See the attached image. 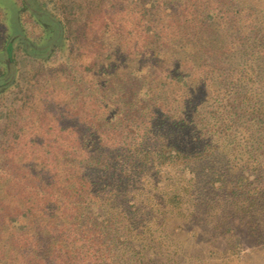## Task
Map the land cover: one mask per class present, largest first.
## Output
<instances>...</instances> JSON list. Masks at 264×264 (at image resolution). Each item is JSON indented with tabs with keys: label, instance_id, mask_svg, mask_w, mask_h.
I'll return each mask as SVG.
<instances>
[{
	"label": "rangeland",
	"instance_id": "1",
	"mask_svg": "<svg viewBox=\"0 0 264 264\" xmlns=\"http://www.w3.org/2000/svg\"><path fill=\"white\" fill-rule=\"evenodd\" d=\"M220 1L0 0V216L1 206L25 193L18 175L25 173L20 163L32 151L31 141L75 147L74 131L54 130L55 115H69L70 107H81L95 93L85 82L97 77L91 68H101L105 81L108 73L117 78L124 70L123 96L112 99L111 89L100 90L98 100L102 108L114 103L112 130L105 135L112 146L102 159L110 180L117 179L116 191L131 201L105 230L90 218L79 222L76 246H70L77 261L71 264H264V177L237 170L255 157L264 168V59L239 56L245 39L252 43L264 29V0ZM194 15L224 18L209 26L208 17L198 29L207 37L199 59L218 68L196 128L181 132V73L186 81L196 80L193 88L206 82L198 65L196 70L181 55L182 46L195 39L186 24ZM93 45L100 46L95 54ZM230 47L239 51L231 59L222 54ZM149 86L151 94L142 95ZM132 99L141 106L130 108ZM74 157L71 149L64 154L68 164ZM222 177L224 182L214 183ZM102 211L110 213L107 207ZM11 215L18 219L21 213ZM32 220H0V251L18 249ZM91 238L94 243L86 242ZM66 256L67 249L55 250V264H66Z\"/></svg>",
	"mask_w": 264,
	"mask_h": 264
},
{
	"label": "trees",
	"instance_id": "2",
	"mask_svg": "<svg viewBox=\"0 0 264 264\" xmlns=\"http://www.w3.org/2000/svg\"><path fill=\"white\" fill-rule=\"evenodd\" d=\"M218 1L219 3L221 2L220 0ZM235 13L236 12H232L231 16L233 14L235 15ZM234 15L232 17H234ZM236 15L238 14L236 13ZM212 16L213 15H208L204 18L203 16L198 17L194 15L193 20H191V17L186 20L188 29L192 27V30L195 31H191L192 36L190 37L195 39L191 40V45L190 43H185L182 46L181 55L184 57V60L187 59L188 61L194 62L196 70L198 65L199 73L200 75L203 73L206 82L204 83L205 86L201 85L193 88V84H197L196 80L192 79L186 81V78L181 73V89L178 87L181 90V104L184 105V110L181 112L182 116L179 119L181 122V132H191L192 127H194V129L196 128L194 119L200 112L199 106L203 103V96L207 97L206 90L209 92L207 87H210L212 83L213 79L211 76L218 68V64L215 61L212 63L211 61L208 62L199 59V57H201V52L206 49L204 45L207 44L204 40H206L207 37L198 29L207 25L209 21L207 20L208 17L212 18L210 20L211 22L208 23L209 26L212 22L219 25L222 23L221 18H224L223 15L215 16V18ZM248 17L251 19L253 15H249ZM224 20H226V17ZM186 40H188V38ZM250 41V38L245 39V53L244 51L233 52V48L230 47L229 49L226 48L222 54H225V56L227 55V58L230 57V59L233 57V54L238 52L240 57L249 56L250 58L259 57L264 59V29L253 38L252 43H250ZM207 47H209V51H213V47H210V45ZM99 48L100 46L93 45L92 50L94 54ZM216 50L219 49L216 48ZM225 62H227L226 59ZM92 65L95 68L96 66L98 67L97 63H92ZM110 66H113V64L107 65V67ZM201 68L203 69L202 71H200ZM204 68H209V71L205 72ZM91 71L99 78L90 76L85 79L86 83H89L97 89L95 93L91 95V98L87 99L88 101H84V103L80 105L81 107L78 105L70 107V114L67 116H60L58 115L59 112L55 115V118H58L54 130L59 132L74 131L76 134L74 138L76 143L73 146L75 147H66L65 149V146L59 144V140L52 144L48 141H31L32 151L29 150L25 160H21L23 162L20 163V170L25 173L18 175V179L20 178V181L24 183L25 193L20 191L18 195L12 196L9 202L3 205L5 207L1 206L3 214L0 216L2 217L0 220L2 225L9 221H11L12 225L16 223L26 224L23 222L27 221L29 218L33 220L29 225H26L24 229L26 234L24 235V239L18 243V249L14 246L11 248V251H0V264H52V261L53 264H55V250L62 251V249H67V256L65 258L66 264H71L74 261L76 262V255L74 251H70V246H76L74 233L76 232L79 222L90 218L95 225H99V223L104 224L97 227L98 230H105L108 221L110 223L112 219L119 218V208L123 204H130L131 200L129 197L116 191V184L114 183L117 182V179L116 181L113 178L110 180L112 173L107 171L106 165H104L105 161L102 159L101 154L106 151L107 146H112V142L109 141L108 136L105 135L107 133L110 134L112 130L111 125L108 123V117L112 111L111 107H114V103L108 102V106L103 104L104 107L102 108V104L98 100V97L101 96L100 92H98L100 90L108 91L111 89L110 98L112 99L116 96H118V98L123 96L120 86L123 82V78L119 76V73H121V71L123 73L124 70H119L118 74L116 73L117 78L114 75L115 73H108L109 79H107V81L102 80V77L99 75L101 73V68L99 71L91 68ZM127 79L131 80L129 78ZM260 80L262 85L260 91L262 105L259 106V114H261L259 120H263L264 74L260 77ZM104 82H106V84ZM175 85L177 86L176 82ZM150 87L151 86H149V88ZM152 90L151 88L144 89L142 95H150ZM140 94L141 93L138 92L139 96ZM127 102L128 100L125 101V104ZM133 103L134 104L131 103L130 108L141 106L139 105L141 104L139 101L135 102V100H133ZM123 105L124 104H122V106ZM144 106V113L149 112L148 106ZM148 115L149 114L146 116ZM151 116L154 117L155 115ZM41 117L43 121L45 120L51 124L47 116L44 115ZM163 118L167 119L168 117ZM102 119H104V125H101ZM63 120L68 121L69 124L65 125ZM105 126L108 129L103 130L102 128ZM99 135H101V139H98ZM70 149L73 151L75 157L70 164H68L64 159V154ZM261 155L264 158V152L261 153ZM255 158L246 161L244 166L237 169L238 172L241 174L243 171L245 176L250 173H255L264 177V168L256 165ZM84 161L88 163L86 166L83 164ZM187 165L189 166V162ZM223 180L222 177V179L215 180L214 183L220 182L221 184L224 182ZM29 183H31V187L28 186ZM8 196L11 195L9 194ZM77 197L80 198L78 201H72ZM82 198L84 200H81ZM75 203L81 205L82 209L85 210L80 211V208ZM106 207L110 213L102 211L106 209ZM95 208L100 210V213L94 211ZM131 208L135 207L132 206ZM12 212L15 213L16 216H19L21 213V216L18 217V219L13 218L11 217ZM86 242L92 244L95 240L91 238L90 241ZM90 246L91 245H89V247ZM79 248L81 250L85 249V251L90 254V259H94L92 251H88L89 249L84 247V245Z\"/></svg>",
	"mask_w": 264,
	"mask_h": 264
}]
</instances>
